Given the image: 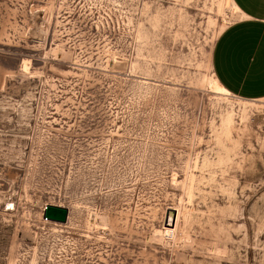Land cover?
Returning a JSON list of instances; mask_svg holds the SVG:
<instances>
[{"label":"rangeland","instance_id":"rangeland-1","mask_svg":"<svg viewBox=\"0 0 264 264\" xmlns=\"http://www.w3.org/2000/svg\"><path fill=\"white\" fill-rule=\"evenodd\" d=\"M238 15L0 0V264H264V95L210 84L212 40Z\"/></svg>","mask_w":264,"mask_h":264},{"label":"crops","instance_id":"crops-1","mask_svg":"<svg viewBox=\"0 0 264 264\" xmlns=\"http://www.w3.org/2000/svg\"><path fill=\"white\" fill-rule=\"evenodd\" d=\"M231 1L239 15L214 36L210 68L217 81L236 97H261L264 95V0Z\"/></svg>","mask_w":264,"mask_h":264},{"label":"water","instance_id":"water-1","mask_svg":"<svg viewBox=\"0 0 264 264\" xmlns=\"http://www.w3.org/2000/svg\"><path fill=\"white\" fill-rule=\"evenodd\" d=\"M175 208L167 205L164 210L163 225H172L174 222ZM67 207L59 203L45 202L42 207V216L56 221H64Z\"/></svg>","mask_w":264,"mask_h":264},{"label":"bare ground","instance_id":"bare-ground-1","mask_svg":"<svg viewBox=\"0 0 264 264\" xmlns=\"http://www.w3.org/2000/svg\"><path fill=\"white\" fill-rule=\"evenodd\" d=\"M234 6V5H233ZM235 7V6H234ZM236 8V7H235ZM237 9V8H236ZM210 84H211V86L214 88V89H216L217 91H218V93L220 92V93H222L223 94V96H225V98H226V96H227V94H229V92L217 81V79L214 77V78H212L211 80H210ZM212 88V89H213ZM217 93V94H218ZM244 101V100H243ZM175 211H176V219H177V212H178V210L175 208ZM174 224H175V214H174V222H173V225H164L163 226V230L164 231H169V230H172L173 229V226H174ZM165 233V232H164ZM168 234V233H167ZM169 235H170V232H169Z\"/></svg>","mask_w":264,"mask_h":264}]
</instances>
